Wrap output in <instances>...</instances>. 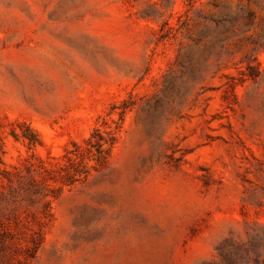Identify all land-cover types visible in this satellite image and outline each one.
<instances>
[{"label": "rangeland", "instance_id": "1", "mask_svg": "<svg viewBox=\"0 0 264 264\" xmlns=\"http://www.w3.org/2000/svg\"><path fill=\"white\" fill-rule=\"evenodd\" d=\"M0 264H264V0H0Z\"/></svg>", "mask_w": 264, "mask_h": 264}]
</instances>
